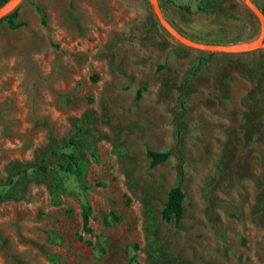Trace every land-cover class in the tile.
Masks as SVG:
<instances>
[{"label":"rangeland","instance_id":"1","mask_svg":"<svg viewBox=\"0 0 264 264\" xmlns=\"http://www.w3.org/2000/svg\"><path fill=\"white\" fill-rule=\"evenodd\" d=\"M159 2L197 41L259 34L241 0ZM0 264H264V48L186 46L148 0H23L0 19Z\"/></svg>","mask_w":264,"mask_h":264},{"label":"water","instance_id":"2","mask_svg":"<svg viewBox=\"0 0 264 264\" xmlns=\"http://www.w3.org/2000/svg\"><path fill=\"white\" fill-rule=\"evenodd\" d=\"M22 1L23 0H6L2 5H0V19L11 13ZM241 1L257 18L260 27L259 34L255 38L250 40L231 43V44H222V43L201 42L184 36L181 32H179L176 28H174L171 25V23L166 19V17L163 14L159 0H148L159 24L175 40L179 41L180 43L186 46L199 50L209 51V52H226V53L245 52L258 48H264V12L252 0H241Z\"/></svg>","mask_w":264,"mask_h":264},{"label":"trees","instance_id":"3","mask_svg":"<svg viewBox=\"0 0 264 264\" xmlns=\"http://www.w3.org/2000/svg\"><path fill=\"white\" fill-rule=\"evenodd\" d=\"M262 10V9H261ZM147 155L151 157L152 163H158L167 158V154L163 152H156L149 150ZM65 168L68 171L75 173L78 176H81L84 173V165L77 159V155L74 152H70L67 154V162L65 164ZM89 188L88 184H82L81 190L83 195V205L81 209V220H82V229L86 233L92 232V227L90 226V215L92 212V207L90 205L89 200L87 199V189ZM183 191L181 187V183H178L171 187L167 194V199L162 210V216L166 220L172 221L175 224L182 218L183 213ZM90 243V241H87Z\"/></svg>","mask_w":264,"mask_h":264}]
</instances>
